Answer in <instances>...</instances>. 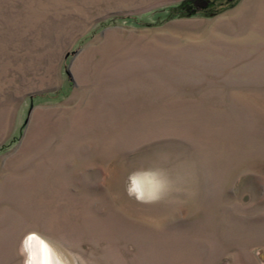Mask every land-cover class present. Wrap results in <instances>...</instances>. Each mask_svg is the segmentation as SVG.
<instances>
[{
  "label": "rangeland",
  "instance_id": "rangeland-1",
  "mask_svg": "<svg viewBox=\"0 0 264 264\" xmlns=\"http://www.w3.org/2000/svg\"><path fill=\"white\" fill-rule=\"evenodd\" d=\"M189 1L0 0V264H264V0ZM192 17L220 49L139 63Z\"/></svg>",
  "mask_w": 264,
  "mask_h": 264
},
{
  "label": "crops",
  "instance_id": "crops-1",
  "mask_svg": "<svg viewBox=\"0 0 264 264\" xmlns=\"http://www.w3.org/2000/svg\"><path fill=\"white\" fill-rule=\"evenodd\" d=\"M238 14L241 15V13H238ZM238 14L237 13L235 14L236 19L238 18L237 16ZM235 16H233L232 18L231 16L228 17V19L231 18L229 19L230 23L228 25L234 22L233 19L235 18ZM217 18H214V19H206L203 17L200 19L198 18L195 19L194 17L179 18V19L172 20V22H169L170 24L174 25V27L178 26V30L181 28V30L184 32L185 31L188 32L189 28L193 27V25L195 27H200L203 30L205 27L204 32L203 30H201V32L196 33V34L176 33L174 31H172L169 37L167 35L163 36L160 33L145 34V35H140V36H138L137 34H134L133 37L135 38L136 41H142L148 44V45H144V47L141 46L142 48H144V50H140V52L138 53L139 54L138 57L140 60L139 63L142 66L145 65L143 67H147V68L149 67L150 73H151V68L154 66L155 67L157 66L159 68L158 72L161 71L160 74H164L163 72L167 74L168 71L174 72L175 69L178 67V66H175L174 59L177 60L178 57H182V58L184 57L182 55H179L181 54L179 52V49H185V50L194 49V50H199L200 52L209 50V49L210 50L220 49L219 46L217 45L219 43H222L223 40L225 41L227 39L223 35L220 36V34L218 33H212L214 29H216L217 23L219 22V21L218 22L216 21ZM240 18H241L240 21H242L243 20L242 16ZM209 27L211 28L210 30H209ZM154 30H159V27L156 26ZM233 40H236V38L231 37L230 40L228 39V41H233ZM167 43H169V46L165 45ZM151 46L153 47L152 49H147V48H150ZM221 48H224V47L221 46ZM197 55L199 56L198 53ZM196 57L197 56L190 57L191 59H187L185 63H189L191 60H193ZM226 58L227 60H229L230 57H226ZM215 60H213L212 62H214ZM75 88L77 89V85L75 86Z\"/></svg>",
  "mask_w": 264,
  "mask_h": 264
},
{
  "label": "trees",
  "instance_id": "trees-1",
  "mask_svg": "<svg viewBox=\"0 0 264 264\" xmlns=\"http://www.w3.org/2000/svg\"><path fill=\"white\" fill-rule=\"evenodd\" d=\"M207 1H209V5L206 8V10L212 7H216L214 8V10L209 11L206 14L207 16H215L229 9L236 2V0H228L227 2H224V3L222 2L223 0H207ZM193 3H194V0L182 3L178 7L172 9L170 13L168 14L166 20L176 18V17H187V16L189 17V16L194 15L196 12H194Z\"/></svg>",
  "mask_w": 264,
  "mask_h": 264
},
{
  "label": "clouds",
  "instance_id": "clouds-1",
  "mask_svg": "<svg viewBox=\"0 0 264 264\" xmlns=\"http://www.w3.org/2000/svg\"><path fill=\"white\" fill-rule=\"evenodd\" d=\"M127 192H128V195H129L130 197H134V196H135V198L139 200V197L136 196L135 192L133 191V189H132L131 187H129V188L127 189ZM24 264H31V261H30V260H25ZM55 264H62V262H61V261H56ZM68 264H74V262H73V261H69ZM75 264H87V261H85V260L81 257V258L79 259V261L75 262Z\"/></svg>",
  "mask_w": 264,
  "mask_h": 264
},
{
  "label": "water",
  "instance_id": "water-1",
  "mask_svg": "<svg viewBox=\"0 0 264 264\" xmlns=\"http://www.w3.org/2000/svg\"><path fill=\"white\" fill-rule=\"evenodd\" d=\"M193 5H194V9L196 11H201V10L206 9L208 7L209 1H207V0H194ZM68 75L70 77L69 72H68Z\"/></svg>",
  "mask_w": 264,
  "mask_h": 264
},
{
  "label": "bare ground",
  "instance_id": "bare-ground-1",
  "mask_svg": "<svg viewBox=\"0 0 264 264\" xmlns=\"http://www.w3.org/2000/svg\"><path fill=\"white\" fill-rule=\"evenodd\" d=\"M49 250L47 249L46 253H47V258L46 260V264H54L52 259H51V253L48 252Z\"/></svg>",
  "mask_w": 264,
  "mask_h": 264
},
{
  "label": "snow or ice",
  "instance_id": "snow-or-ice-1",
  "mask_svg": "<svg viewBox=\"0 0 264 264\" xmlns=\"http://www.w3.org/2000/svg\"><path fill=\"white\" fill-rule=\"evenodd\" d=\"M33 239V237H29V241H31Z\"/></svg>",
  "mask_w": 264,
  "mask_h": 264
}]
</instances>
